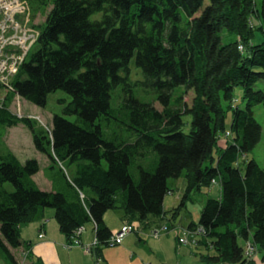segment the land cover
Returning a JSON list of instances; mask_svg holds the SVG:
<instances>
[{
  "label": "trees",
  "instance_id": "1",
  "mask_svg": "<svg viewBox=\"0 0 264 264\" xmlns=\"http://www.w3.org/2000/svg\"><path fill=\"white\" fill-rule=\"evenodd\" d=\"M30 1L36 13L52 7L16 77L0 83V139L3 126L26 125L51 160L54 189L34 179L37 158L0 152L5 261L18 264L12 249L23 244L20 227L46 207L70 242L93 221L99 251L114 235L108 210L131 222L174 220L195 190L218 182L220 196L208 197L199 221L188 224L202 227L197 253L208 263L264 264V168L248 156L262 131L254 107L264 105V86L257 87L264 37L256 33L264 23L254 17L264 18V0ZM223 30L235 39L222 42ZM134 59L141 78L132 76ZM240 85L244 106L235 95ZM57 89L72 99L50 128L11 109L15 95L46 105ZM58 164H75V175ZM181 176L185 192L167 211L168 180ZM248 243L256 257L246 253Z\"/></svg>",
  "mask_w": 264,
  "mask_h": 264
},
{
  "label": "rangeland",
  "instance_id": "2",
  "mask_svg": "<svg viewBox=\"0 0 264 264\" xmlns=\"http://www.w3.org/2000/svg\"><path fill=\"white\" fill-rule=\"evenodd\" d=\"M22 5V6H21ZM0 36L4 34H9L8 36H27V53H25V56H21V60L27 59L29 57L31 51L35 49L36 42L31 43L30 38H37V34L34 36L31 35L32 32L27 30L25 27H31L34 31V33H38L39 25L40 23L45 21L46 14L51 9V5L46 7V10H39L37 13L34 11V8L32 7V3L30 0H25L23 2L22 0H0ZM24 7V8H23ZM3 9V11H2ZM18 10L20 11H26L25 15H22L20 13H17ZM2 11V12H1ZM16 13V14H15ZM15 14V20H11L9 17ZM13 17V16H12ZM2 21H4V27H2ZM11 21H13L14 24H18L16 26H13L11 29ZM254 22L258 26L261 24V22L264 23V18H259L258 16L254 17ZM18 26H20L18 28ZM7 27V29H6ZM256 33L260 37H264V32L257 28ZM222 42H228L233 39H235L234 34L228 33L226 30H223L220 32ZM13 39L12 45H18L20 42V38L11 37L10 40ZM11 48L12 46L9 45ZM21 49V48H20ZM7 50H5L6 52ZM23 50H21L22 52ZM22 54V53H21ZM19 56V55H18ZM17 56V57H18ZM23 59V60H24ZM13 61L16 60L14 63L15 66H18L20 63V59L15 58L12 59ZM132 76L133 78H141V70L136 65L135 59L132 61ZM21 68V65L17 71L16 68H13V70H3L0 73V83L6 84L2 79L8 80L9 82L13 80L17 73L19 72ZM264 81L260 80L257 83V87H263ZM4 92L0 94V96L4 97ZM194 95V92L192 90H188L187 93H185V100L187 103H191L192 97ZM235 95L238 99V103L242 106L245 105L243 100V86H237L235 88ZM141 96H143L141 94ZM144 97V96H143ZM72 96L66 92L63 89H57L53 92H51L48 96V100L46 105H37L29 100H27L24 97H21L19 95H15L14 99L11 103V109L18 113L19 115H29L35 118L40 126L50 128L52 124V118L53 115L56 113L63 114L64 107L71 101ZM255 116L258 119V121L261 123L262 131H261V137L259 142L256 144L254 149L248 154L249 157H254L260 166L264 168V105L263 104H257L254 107ZM71 119H75V115L69 116ZM186 120H189L191 118L190 115H185L184 117ZM232 122V112H228V118H227V126L230 128ZM2 138L0 139V152L1 153H8L13 152L16 154L20 160L26 161L29 158H37L40 162V170L38 173L34 175V179L38 183V185L42 189H46L48 187V184L51 182V175L52 172L50 171V168L48 165V162H46V158L49 156L46 153H43L36 149L34 145L33 135L31 130L24 125L23 123H19L15 126H3L2 127ZM225 135V134H224ZM224 135H222V139H224ZM243 163V162H242ZM63 166L65 168V171L69 176H71L76 171V165H69V164H58V166ZM51 173V175H50ZM53 181V180H52ZM169 186L173 189V192H170L165 197V208L167 211H172L175 209L181 202V198L185 192L186 188V180L183 176L179 178H169L168 180ZM7 186L9 189H13L11 183H7ZM220 193V184L214 183L212 186H203L201 190H195L190 199L187 200V204L181 208L180 213L178 216L171 221H174V224H168L164 223L162 226L156 227V229H159L157 231L159 232H169L171 231V237L173 239H166V241L162 245L155 246L157 251H159L160 255L162 256H168L171 258L179 256L182 258L185 262L190 264L191 256H195L193 251L194 244L191 243H180L178 241L179 236L183 235V229L186 227H182V225H187L189 222L195 220L199 221L200 215H201V209L207 200L208 197H218ZM47 210H52L48 207H46ZM45 209V210H46ZM54 211V210H53ZM118 211V210H117ZM119 212V211H118ZM166 227V228H165ZM155 230V229H154ZM180 233V234H178ZM187 236V235H186ZM147 249H149V245H152L151 243H145ZM72 244H66L63 242L61 244V248L65 250H70L69 246ZM87 246V245H86ZM60 247H56L55 252L53 250H44L45 255V264H68L67 262L69 259H76L79 257L77 254H71L63 251ZM195 249V248H194ZM72 250V249H71ZM93 248L91 247L92 251ZM203 252H209L213 253L214 250L212 249H206L204 246L202 247ZM193 251V252H192ZM27 252H24V255ZM60 254V256L58 255ZM200 256V254H198ZM197 255V256H198ZM195 256V257H197ZM198 256V257H199ZM1 258V256H0ZM200 258V257H199ZM47 261V262H46ZM1 262V259H0ZM207 264V263H204ZM217 264V263H212ZM222 264H231V263H222Z\"/></svg>",
  "mask_w": 264,
  "mask_h": 264
},
{
  "label": "crops",
  "instance_id": "3",
  "mask_svg": "<svg viewBox=\"0 0 264 264\" xmlns=\"http://www.w3.org/2000/svg\"><path fill=\"white\" fill-rule=\"evenodd\" d=\"M46 162H48V165H51L50 158L47 157ZM74 175L75 173L71 176ZM52 189H54V183L51 179L46 190ZM53 210L41 209L32 221L21 225L20 230L23 244L18 248L12 249L18 264H45V249L46 252L47 250L55 252L56 247H60L63 242L66 244L70 243L66 235L61 231L55 217V211ZM117 210H108L104 216L106 223L115 233H118L127 222L123 218V211ZM164 223L174 224V221H171L167 217L153 216H150L145 222L136 221L134 222L136 229L128 232L122 242L104 246L98 251L97 244L94 245L95 224L93 221H90L82 229L78 244L75 243L69 246L70 250L60 248L67 253L79 255L76 259H69L68 264H188L179 256L174 258L162 256L155 248L159 244L162 245L166 239L173 241L171 231L155 234L156 227L162 226ZM188 224L182 225V227H187ZM144 242L152 244L149 245V249H147ZM86 245L93 246V250L87 251ZM192 247L193 251H195L194 255L197 256V251H200L201 248H198L196 245ZM24 252L27 253L24 255ZM58 255L60 256V254ZM195 256L190 257V264H212L199 258V255V257ZM0 259V264H8L2 256Z\"/></svg>",
  "mask_w": 264,
  "mask_h": 264
},
{
  "label": "built area",
  "instance_id": "4",
  "mask_svg": "<svg viewBox=\"0 0 264 264\" xmlns=\"http://www.w3.org/2000/svg\"><path fill=\"white\" fill-rule=\"evenodd\" d=\"M23 2H25V0H22ZM22 6V5H21ZM2 8V7H0ZM24 8V7H23ZM3 11V9H2ZM1 11V12H2ZM17 13H20L22 15H25L26 14V11H20L18 10ZM16 14V13H15ZM15 14L12 15L11 17H9L11 20H15ZM18 24V22H17ZM17 24H14L13 21H11V27L10 29L13 27V26H16ZM2 27H4V21H2ZM20 26H18L19 28ZM27 30L31 31L32 34L31 35H35L37 34V38H33L31 37L30 40H31V43H34L37 41L38 39V36L40 34V31L38 30V33H34L33 29L31 27H25ZM7 29V27H6ZM9 34H4V35H1L0 36V73L1 71L3 70H6V69H9V70H13V68H16L17 71L20 67V65H22L24 63V61L26 59H22L21 60V56L24 55L25 56V53H27V39L28 37L25 36H11V37H16V38H20V42L18 45H15L13 46L12 43H13V39L10 40V36H8ZM9 45H11L12 47L10 48ZM21 48V49H20ZM5 50H7L5 52ZM21 50H23L21 52ZM22 53V54H21ZM19 55V56H18ZM20 59V63L18 66H15L14 63L16 62V60H12V59H15V58H18ZM1 79V78H0ZM7 85H10L11 81L9 82L8 80H4L2 79ZM166 228V227H165ZM134 229V225L127 222L121 229V231H119L117 234L113 235L110 240H109V244L110 245H115L117 243H120L123 241L125 235L132 231ZM159 230V229H157ZM155 231V234H158L159 231ZM81 231V229H80ZM200 231H202V227H198L196 228L195 230L193 229H190L188 227L184 228L183 229V235L179 237V241L180 243H183V244H186V243H191V244H194L196 245L197 244V238H198V233H200ZM187 235V236H186ZM75 243H78L77 240H75ZM97 244V240L94 241V245ZM86 249L87 251H90L91 250V245H87L86 246ZM256 252H257V248L252 244V243H248L247 245V251L246 253L248 254V256H255L256 255ZM256 257V256H255Z\"/></svg>",
  "mask_w": 264,
  "mask_h": 264
}]
</instances>
